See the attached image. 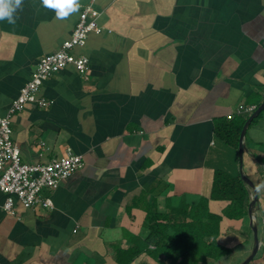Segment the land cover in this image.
<instances>
[{
  "label": "crops",
  "instance_id": "crops-1",
  "mask_svg": "<svg viewBox=\"0 0 264 264\" xmlns=\"http://www.w3.org/2000/svg\"><path fill=\"white\" fill-rule=\"evenodd\" d=\"M87 6L101 29L73 51L88 58L87 70L68 65L50 75L38 93L49 104L27 103L10 118L24 163L70 150L83 165L41 191L50 206L15 200L10 215L0 193V264H118L145 237L153 203L158 213L195 205L210 196L217 169L259 174L251 126L242 157L215 126L249 117L263 102L264 0H80L63 20L41 0H23L15 24L0 21L1 116ZM226 205L208 202L216 214ZM250 229L248 215L224 218L217 241L243 247L246 258ZM140 262L152 259L131 264Z\"/></svg>",
  "mask_w": 264,
  "mask_h": 264
},
{
  "label": "trees",
  "instance_id": "trees-1",
  "mask_svg": "<svg viewBox=\"0 0 264 264\" xmlns=\"http://www.w3.org/2000/svg\"><path fill=\"white\" fill-rule=\"evenodd\" d=\"M260 104L261 100L257 102L256 108ZM263 112L264 110L252 120L249 127L261 118ZM247 119L248 117L234 116L221 120L215 126V134L226 145L238 151L239 137ZM210 200L227 202L221 214L209 211ZM250 200L247 187L239 175L233 176L217 169L214 171L210 196L201 197L195 205L181 201L176 206H167L164 213H158L156 203H153L145 216V237H138L137 243L120 252L117 263L131 264L143 255L152 259L150 264H216L233 249L217 241L221 221L224 218H247ZM262 219L264 224L263 216ZM261 238L264 241V236ZM261 249L264 250V245L259 251ZM261 252L248 264L259 258Z\"/></svg>",
  "mask_w": 264,
  "mask_h": 264
},
{
  "label": "built area",
  "instance_id": "built-area-1",
  "mask_svg": "<svg viewBox=\"0 0 264 264\" xmlns=\"http://www.w3.org/2000/svg\"><path fill=\"white\" fill-rule=\"evenodd\" d=\"M91 15V8H84L71 37L57 51L40 58L29 81L11 103L8 114L0 115V193L5 195L2 208L10 215L14 214L15 200L25 208L37 204L50 206V201L41 197V191L54 189L60 181L72 176L83 165L82 157L70 150L64 156L46 163H24L12 140L10 118L27 103H37L41 107L49 104L44 98H39L38 93L43 81L50 75L68 65L74 66L79 72L87 70L88 58L75 55L73 51L85 45L90 33H100L101 29Z\"/></svg>",
  "mask_w": 264,
  "mask_h": 264
},
{
  "label": "rangeland",
  "instance_id": "rangeland-1",
  "mask_svg": "<svg viewBox=\"0 0 264 264\" xmlns=\"http://www.w3.org/2000/svg\"><path fill=\"white\" fill-rule=\"evenodd\" d=\"M247 140L250 139L254 140L253 150L255 155L257 156V162L259 164V174L256 176H252L250 179L255 185V188L257 190V194L259 196V210L256 213V219L258 222V229H259V237L264 236V224L262 216L264 217V112L262 113L261 118H259L255 123L251 124V129H249L248 134L246 136ZM256 142H258L256 144ZM262 155L263 158H260ZM251 230V229H250ZM253 232L251 231V235ZM261 239V246L264 245V241ZM251 243V244H250ZM249 243L248 246L252 245V241ZM247 246V247H248ZM244 248L239 247L236 249H232L231 253L222 259H220L216 264H239V262H242L245 258H243L242 250ZM260 249V248H259ZM263 249H261L258 252H261ZM241 253V254H239ZM261 256L259 258H256L251 264H264V250L260 254Z\"/></svg>",
  "mask_w": 264,
  "mask_h": 264
},
{
  "label": "water",
  "instance_id": "water-1",
  "mask_svg": "<svg viewBox=\"0 0 264 264\" xmlns=\"http://www.w3.org/2000/svg\"><path fill=\"white\" fill-rule=\"evenodd\" d=\"M264 110V101L260 104V106L248 117L245 124L243 125L240 137H239V144H238V152L240 157H242L243 150H244V138L246 131L254 118H256L262 111ZM240 178L247 187V191L251 198L249 206H248V218H249V225L251 228L252 234V249L250 254L239 264H248L259 251L261 245V238L259 237L258 233V222L256 219V213L259 210V199L257 190L253 182L243 174L241 166H240Z\"/></svg>",
  "mask_w": 264,
  "mask_h": 264
},
{
  "label": "clouds",
  "instance_id": "clouds-1",
  "mask_svg": "<svg viewBox=\"0 0 264 264\" xmlns=\"http://www.w3.org/2000/svg\"><path fill=\"white\" fill-rule=\"evenodd\" d=\"M23 0H0V21L16 23L17 10H22ZM45 8L54 10L57 19H66L80 8V0H41Z\"/></svg>",
  "mask_w": 264,
  "mask_h": 264
}]
</instances>
